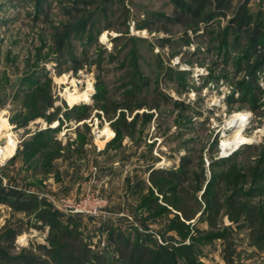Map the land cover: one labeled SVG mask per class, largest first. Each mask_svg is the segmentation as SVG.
<instances>
[{
	"label": "rangeland",
	"instance_id": "rangeland-1",
	"mask_svg": "<svg viewBox=\"0 0 264 264\" xmlns=\"http://www.w3.org/2000/svg\"><path fill=\"white\" fill-rule=\"evenodd\" d=\"M238 112L247 117L233 129ZM239 128L251 140L225 152ZM3 137L15 148L0 157V198L34 196L109 260L116 228L192 244L174 264H264L245 216L228 215L229 199L264 205V0H0ZM155 169L186 179L164 191L198 200L187 235L171 228L178 211ZM216 193L225 206L214 231ZM81 199L105 201V214L70 212ZM38 209L0 202V256L42 263L36 245L50 227Z\"/></svg>",
	"mask_w": 264,
	"mask_h": 264
},
{
	"label": "trees",
	"instance_id": "trees-1",
	"mask_svg": "<svg viewBox=\"0 0 264 264\" xmlns=\"http://www.w3.org/2000/svg\"><path fill=\"white\" fill-rule=\"evenodd\" d=\"M40 106L41 112L37 113L36 116H42L45 111L46 106L43 102L40 103ZM150 176L154 185H157V177L164 178V183L158 184V191L163 194V201L168 202L169 205L178 211V214L175 215L176 220L171 225V228L182 231L184 235H187L189 226L187 221L194 219L198 213V208L196 209L191 203L189 204V201L193 200L199 206L197 198H189L190 189L185 187L178 189V185H172L164 191L168 182L174 180L177 181V184L186 182L185 177L180 178L178 172L174 170L165 171L164 169H155ZM158 200L157 196L152 197L148 201L146 200L150 211L155 212L161 208ZM228 201L230 219L238 221L242 216H245L251 238L259 247L264 248V205L249 204L236 199H229ZM0 202H8L13 207L25 211L38 209L34 196H31L27 201L1 197ZM224 206L225 204L220 199L219 193L214 194L210 199V204L206 206L210 214L209 222L213 229L218 224V217ZM36 218L42 221L44 225L50 227L47 242L36 245V250L42 253V263H29L5 255L4 257L0 256L1 264H174L172 263L174 255L184 254L191 256L193 253L192 244L162 245L157 243L150 233L144 235L138 231L137 238L133 240L124 231H117L116 228H113L111 236L115 242L114 250L118 255V261L109 260L103 252L92 249L90 243L84 241L77 226L63 224L60 221V215L56 211H52L50 207L39 208ZM16 235L17 232L14 230H10L8 233L11 241L15 239ZM187 264L195 263L189 260Z\"/></svg>",
	"mask_w": 264,
	"mask_h": 264
},
{
	"label": "bare ground",
	"instance_id": "bare-ground-1",
	"mask_svg": "<svg viewBox=\"0 0 264 264\" xmlns=\"http://www.w3.org/2000/svg\"><path fill=\"white\" fill-rule=\"evenodd\" d=\"M77 98V97H76ZM87 98V96L85 97ZM247 115L244 112H238L236 115L232 118V120L229 122V126L233 127L235 129L236 127H240L242 125V122L246 119ZM240 128L237 130V132L234 134L232 139H224L222 141V147L224 151H228V147L230 150L238 148L242 143L246 142V140H251V139H246L241 133H240ZM6 136V135H5ZM15 148L14 143H10L8 146L5 148L0 147V157L1 156H7L13 151Z\"/></svg>",
	"mask_w": 264,
	"mask_h": 264
},
{
	"label": "built area",
	"instance_id": "built-area-1",
	"mask_svg": "<svg viewBox=\"0 0 264 264\" xmlns=\"http://www.w3.org/2000/svg\"><path fill=\"white\" fill-rule=\"evenodd\" d=\"M104 202L105 201L100 199H94V202H90L87 199H81L77 202L72 201V204L70 205L72 210H70V212L78 214H87L89 216H100L101 214H105L103 213L102 209L105 205Z\"/></svg>",
	"mask_w": 264,
	"mask_h": 264
},
{
	"label": "water",
	"instance_id": "water-1",
	"mask_svg": "<svg viewBox=\"0 0 264 264\" xmlns=\"http://www.w3.org/2000/svg\"><path fill=\"white\" fill-rule=\"evenodd\" d=\"M6 140H7V138H6V137H3V138L0 140V142H1V143H4V142H6Z\"/></svg>",
	"mask_w": 264,
	"mask_h": 264
}]
</instances>
